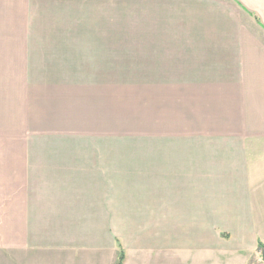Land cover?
<instances>
[{
    "label": "crops",
    "instance_id": "0c3cea01",
    "mask_svg": "<svg viewBox=\"0 0 264 264\" xmlns=\"http://www.w3.org/2000/svg\"><path fill=\"white\" fill-rule=\"evenodd\" d=\"M94 1L115 0H1V75L26 70L0 79L23 136L0 156L2 264H264V0H139L162 71L83 79ZM61 46L68 78L35 79Z\"/></svg>",
    "mask_w": 264,
    "mask_h": 264
},
{
    "label": "rangeland",
    "instance_id": "374dc122",
    "mask_svg": "<svg viewBox=\"0 0 264 264\" xmlns=\"http://www.w3.org/2000/svg\"><path fill=\"white\" fill-rule=\"evenodd\" d=\"M0 7L5 8V5L3 2H1V0ZM83 10L85 13H93L95 19L93 21H77L76 26L90 28L95 25L97 28H103L99 34L98 40H92L94 37L84 35V40L81 41L82 51L85 55L83 79H88L89 76L92 79H103V76L105 79H154L151 76L155 75V73L160 70L162 71V69H159L157 72H154L152 71V68L144 66L147 65L148 62H141L140 31L144 26L147 27L149 22L147 21L148 19L140 18L139 0H115L114 4L110 6H105L94 1L90 7H83ZM146 14L147 9L145 8L143 10V15L146 16ZM3 24L4 26L2 28L5 31H9L15 26L14 21H11L8 17L3 18ZM64 27L66 28V26ZM107 29H110L111 31L109 39L111 42L110 47L112 49L110 57L108 58L104 57L103 54L100 53L106 49L105 45L103 44L107 42V36H103V32ZM52 38L55 37L52 36ZM144 48H146L145 45ZM60 50L61 55H63L56 66L46 67L43 64L47 63H44L41 60H36L33 69V73L36 75L35 79H37V75L42 76V79H55L52 78L54 76L51 75H56L55 77L59 79L68 78L67 72L71 70L68 66V63L72 62H67L65 60V48L61 46ZM16 55H18V53L15 51V47L12 45L11 41H0V70L5 63H10V57ZM68 55L72 56L73 54ZM88 61H92L90 67H87ZM94 61L98 62V65L95 67ZM113 67L115 70L112 71ZM80 69L81 68H79V70ZM4 70H9L12 72L9 76L6 74L1 75L0 72V79H2V77L4 79H25L24 74L26 70L21 67L20 62L15 65V67H4ZM2 106H0V156L10 155L12 140L18 138L22 139L23 137L19 130L14 129L17 127L16 125L19 123V121L17 120L16 125L14 124V118H12V108L10 106ZM116 125L117 127H122L121 125H124V121L116 120ZM132 137L128 133L122 132L117 133L116 140L117 142L128 141L131 140ZM6 262L10 263V261L0 260V264Z\"/></svg>",
    "mask_w": 264,
    "mask_h": 264
},
{
    "label": "water",
    "instance_id": "95a60500",
    "mask_svg": "<svg viewBox=\"0 0 264 264\" xmlns=\"http://www.w3.org/2000/svg\"><path fill=\"white\" fill-rule=\"evenodd\" d=\"M262 259L264 261V247H263Z\"/></svg>",
    "mask_w": 264,
    "mask_h": 264
},
{
    "label": "trees",
    "instance_id": "16d2710c",
    "mask_svg": "<svg viewBox=\"0 0 264 264\" xmlns=\"http://www.w3.org/2000/svg\"><path fill=\"white\" fill-rule=\"evenodd\" d=\"M121 260V259H120ZM120 262V261H119Z\"/></svg>",
    "mask_w": 264,
    "mask_h": 264
}]
</instances>
